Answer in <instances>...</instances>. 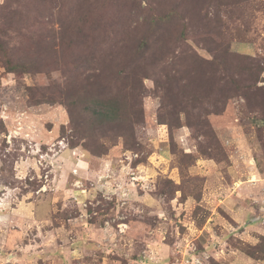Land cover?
Here are the masks:
<instances>
[{"label":"rangeland","instance_id":"rangeland-1","mask_svg":"<svg viewBox=\"0 0 264 264\" xmlns=\"http://www.w3.org/2000/svg\"><path fill=\"white\" fill-rule=\"evenodd\" d=\"M0 47V264H264V0H0Z\"/></svg>","mask_w":264,"mask_h":264},{"label":"trees","instance_id":"trees-1","mask_svg":"<svg viewBox=\"0 0 264 264\" xmlns=\"http://www.w3.org/2000/svg\"><path fill=\"white\" fill-rule=\"evenodd\" d=\"M219 46H220V44L216 43V47L220 48ZM0 50H1V47H0ZM213 59H214V57H213ZM231 63L232 62L229 60V66H230ZM256 65H258V64H256V63L253 64V66H256ZM253 70H258V69L255 68ZM253 70L252 69L249 70L251 72V74L254 75V76H252L253 77L252 82L246 83L243 86V89L245 91L250 92V93H253L254 91L257 90L256 87L254 86V82L256 80L255 76H257V75H255V72H253ZM231 78L232 77H230V74H228L227 77L223 78L222 82L225 83V82L229 81ZM235 85H236V83H235ZM95 98L97 100L95 101V105L96 106L94 108L93 114L97 118H100V121H101L98 124V128H102L106 124H112V123L118 121V119H120V117H121V114H123V112H126L123 104L120 101H118V100L111 99L110 101H104V100H101L102 99L101 96H97ZM122 119H123V117H122ZM78 133L79 132L77 131V134ZM79 135L82 138H86L87 137V135H85L84 133L83 134L79 133ZM84 146L86 148H88V149L90 148V145H88L87 143H84ZM261 238H262V240H264L263 237H261ZM247 248H249V249H247L245 251V253L252 257L253 256L252 247L248 245ZM263 253H264V251H263Z\"/></svg>","mask_w":264,"mask_h":264},{"label":"crops","instance_id":"crops-1","mask_svg":"<svg viewBox=\"0 0 264 264\" xmlns=\"http://www.w3.org/2000/svg\"><path fill=\"white\" fill-rule=\"evenodd\" d=\"M255 225H256V224H254L253 226H255ZM262 230H264V229H262ZM258 232L262 234V231H261L260 229L258 230Z\"/></svg>","mask_w":264,"mask_h":264}]
</instances>
